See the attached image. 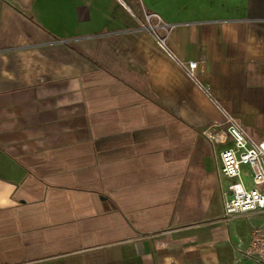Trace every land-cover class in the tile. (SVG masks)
<instances>
[{
	"label": "crops",
	"instance_id": "crops-1",
	"mask_svg": "<svg viewBox=\"0 0 264 264\" xmlns=\"http://www.w3.org/2000/svg\"><path fill=\"white\" fill-rule=\"evenodd\" d=\"M226 116L264 137V0H0V264H256Z\"/></svg>",
	"mask_w": 264,
	"mask_h": 264
},
{
	"label": "built area",
	"instance_id": "built-area-1",
	"mask_svg": "<svg viewBox=\"0 0 264 264\" xmlns=\"http://www.w3.org/2000/svg\"><path fill=\"white\" fill-rule=\"evenodd\" d=\"M144 29L154 38L157 46L171 58L175 56L167 46L173 27L161 20L157 14L143 16ZM197 62L190 61L184 70L195 81ZM221 134L231 140V145L219 152V172L230 180L228 195L223 203L225 217L264 212V137L260 140L250 136L233 117L226 116L224 122L209 128L204 135L213 143L225 144ZM242 167L250 171V183L242 178ZM249 184L252 187L248 188ZM244 257L256 264H264V225L254 226Z\"/></svg>",
	"mask_w": 264,
	"mask_h": 264
},
{
	"label": "rangeland",
	"instance_id": "rangeland-1",
	"mask_svg": "<svg viewBox=\"0 0 264 264\" xmlns=\"http://www.w3.org/2000/svg\"><path fill=\"white\" fill-rule=\"evenodd\" d=\"M241 170H242L243 180H246L247 182H249L250 181V171H249L248 167H242ZM221 178H222V184H223L222 187L226 188L230 182L227 181L226 179H224L223 177H221ZM247 187L250 188V187H252V185L249 184V186H247ZM262 224L264 225V212L257 214L255 217L242 220V225H244L245 227H248V226L254 227V226H258V225H262Z\"/></svg>",
	"mask_w": 264,
	"mask_h": 264
}]
</instances>
